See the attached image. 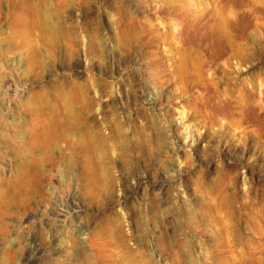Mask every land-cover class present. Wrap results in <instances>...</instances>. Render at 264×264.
I'll use <instances>...</instances> for the list:
<instances>
[{
  "label": "rangeland",
  "instance_id": "rangeland-1",
  "mask_svg": "<svg viewBox=\"0 0 264 264\" xmlns=\"http://www.w3.org/2000/svg\"><path fill=\"white\" fill-rule=\"evenodd\" d=\"M260 109L264 0H0V264H264Z\"/></svg>",
  "mask_w": 264,
  "mask_h": 264
},
{
  "label": "bare ground",
  "instance_id": "bare-ground-1",
  "mask_svg": "<svg viewBox=\"0 0 264 264\" xmlns=\"http://www.w3.org/2000/svg\"><path fill=\"white\" fill-rule=\"evenodd\" d=\"M233 114V113H232ZM259 118L261 119V120H264V109H260V111H259ZM258 121V120H257ZM262 123V122H261ZM260 123V124H261ZM264 124V123H263Z\"/></svg>",
  "mask_w": 264,
  "mask_h": 264
}]
</instances>
